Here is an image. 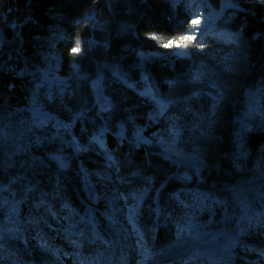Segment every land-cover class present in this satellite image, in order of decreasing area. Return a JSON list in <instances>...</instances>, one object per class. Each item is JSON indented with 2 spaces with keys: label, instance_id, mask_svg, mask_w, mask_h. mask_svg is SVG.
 <instances>
[{
  "label": "trees",
  "instance_id": "1",
  "mask_svg": "<svg viewBox=\"0 0 264 264\" xmlns=\"http://www.w3.org/2000/svg\"><path fill=\"white\" fill-rule=\"evenodd\" d=\"M192 1L0 0V124L15 141L0 145V264H65L47 235L63 239L78 220L105 243L90 264H127L125 232L88 186L116 198L135 264L192 227L210 246L246 223L242 183L264 169V3ZM200 8L216 12L212 32L164 48L192 32ZM48 70L65 80L40 81ZM34 110L49 119L37 125ZM173 129L199 169L162 156L152 136ZM259 219L250 226L264 237Z\"/></svg>",
  "mask_w": 264,
  "mask_h": 264
},
{
  "label": "rangeland",
  "instance_id": "2",
  "mask_svg": "<svg viewBox=\"0 0 264 264\" xmlns=\"http://www.w3.org/2000/svg\"><path fill=\"white\" fill-rule=\"evenodd\" d=\"M192 2V6L196 4L202 7L204 1L193 0ZM229 8L238 9V7H232L230 3H227L225 9ZM196 17L200 18L201 23L198 28L192 30V32L194 31L196 39H198L203 33L207 31L212 32L213 23L217 16L216 12L211 9L202 11V8H200ZM64 80L65 78H61L49 70L44 71L43 77L40 79L42 82H53L55 84ZM30 113L37 125H41V121L44 122L49 119V115L43 116L42 112L39 110L30 111ZM251 120L253 122L263 121L257 116L252 117ZM11 128L8 120L4 119L0 124V145H4L5 148L8 149L13 148L15 144L14 133ZM177 133L178 132L173 129L167 131V136H165V132H156L152 137L157 139L156 143L159 145L162 156L171 161L180 162L199 169L202 165L201 158L195 154L188 155L183 149L178 147L179 138ZM29 144V140H24V147H29ZM242 145V143L239 144L240 149L238 150L240 155H245L246 151ZM60 167H65L63 161H60ZM98 177L101 180L104 179L101 175ZM259 183L264 184V169L261 170V167L255 169L252 176L242 183L241 188L244 190V195L246 196L242 204V209L247 210V213L244 217L246 223L239 227L237 234L231 235L228 231L226 233L225 242L219 245L203 246L201 244V238L208 235L209 232L192 227L186 230L188 238L181 239L171 249L163 252L160 256L144 261L142 264H158L160 262H162V264H264V237L253 233L252 227L250 226V222L255 223L259 217H264V192L260 190V187L258 188L257 185ZM87 190L93 193L91 197L92 202L94 204L95 202L99 204V207L96 205H94V207L104 213H108L107 219L110 220L111 224L120 226L119 229L125 232L123 241L127 243L126 246L128 248L127 264H135L134 240L130 237L132 230L131 224L122 210L117 207L115 202L116 198H114L113 195L108 196L97 193L92 190L90 186L87 187ZM195 196L198 197V193H196ZM202 197V199L206 198L204 195ZM78 221L80 226L77 231L63 239H58L52 234L47 235L49 240L48 243L67 256L64 262L65 264H90V261L94 259V254L98 249L105 246L103 240L94 234L90 221L87 223L83 220ZM212 233L214 234L215 232ZM68 241H70V244H68ZM24 242V245L27 246V250L32 253L33 245L31 241L25 238ZM240 249H243L244 252H241ZM58 254L61 253L58 252Z\"/></svg>",
  "mask_w": 264,
  "mask_h": 264
},
{
  "label": "snow or ice",
  "instance_id": "3",
  "mask_svg": "<svg viewBox=\"0 0 264 264\" xmlns=\"http://www.w3.org/2000/svg\"><path fill=\"white\" fill-rule=\"evenodd\" d=\"M261 2L264 3V0H261ZM200 23H201L200 18H198V17L193 18L191 20V28L193 30H196L198 28V26L200 25ZM149 38L153 39V40H162L161 37H158L155 34H151ZM195 40H196V35L193 31L190 34H186V35L180 36L178 38H174V39H169L166 43H163L162 46L166 49H171L173 47L177 48V49H182V48H187L189 46V44H191ZM195 47L202 48L203 45L200 43H197V44H195ZM71 51L73 54H78L81 51L79 40H77L76 46L74 48H72Z\"/></svg>",
  "mask_w": 264,
  "mask_h": 264
},
{
  "label": "water",
  "instance_id": "4",
  "mask_svg": "<svg viewBox=\"0 0 264 264\" xmlns=\"http://www.w3.org/2000/svg\"><path fill=\"white\" fill-rule=\"evenodd\" d=\"M219 244H221V243H218L217 245H219ZM214 245H216V244H214ZM203 246H205V245H203ZM211 246V245H210ZM213 246V245H212Z\"/></svg>",
  "mask_w": 264,
  "mask_h": 264
},
{
  "label": "bare ground",
  "instance_id": "5",
  "mask_svg": "<svg viewBox=\"0 0 264 264\" xmlns=\"http://www.w3.org/2000/svg\"><path fill=\"white\" fill-rule=\"evenodd\" d=\"M158 264H162V262L158 263Z\"/></svg>",
  "mask_w": 264,
  "mask_h": 264
}]
</instances>
